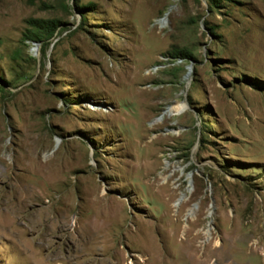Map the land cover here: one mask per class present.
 <instances>
[{"label":"rangeland","instance_id":"rangeland-1","mask_svg":"<svg viewBox=\"0 0 264 264\" xmlns=\"http://www.w3.org/2000/svg\"><path fill=\"white\" fill-rule=\"evenodd\" d=\"M127 263L264 264V0H0V264Z\"/></svg>","mask_w":264,"mask_h":264},{"label":"bare ground","instance_id":"bare-ground-1","mask_svg":"<svg viewBox=\"0 0 264 264\" xmlns=\"http://www.w3.org/2000/svg\"><path fill=\"white\" fill-rule=\"evenodd\" d=\"M162 20V22H163V20H164V18L163 19H161ZM190 73H191V71H190V68L187 70V72H186V74H185V79H188L189 78V75H190ZM185 81V80H184ZM179 104H174V105H171V106H169L168 108H167V112H169V111H173L177 106H178ZM164 182H163V186H164V190H160L159 189V193H160V195H162L163 193H165V197L166 196H168L169 194L167 193V191H170L171 189L174 191V190H177V187H178V185H175V186H172V188L170 187V184H169V179H167V178H164ZM173 185V184H172ZM170 187V188H169ZM178 203V201L175 203V204H177ZM211 215V214H210ZM153 225V224H152ZM205 233V235H206V238H209V236H210V229H208L207 228V230H206V232H204ZM88 235H89V238L90 239H95L96 238V235H97V230L95 231V230H93L92 228H91V231H89L88 232ZM238 240H240L239 238H237V239H235L234 241L236 242V241H238ZM245 240V239H244ZM217 241H216V245H217ZM248 244V243H247ZM256 243L254 242V245H255ZM194 244H193V242H191L190 241V253L191 252H193L194 251V248L192 247ZM252 246V245H251ZM255 247L257 248V246L255 245ZM254 249V251H256L255 250V248H253ZM127 264H129V263H127ZM131 264V263H130Z\"/></svg>","mask_w":264,"mask_h":264}]
</instances>
